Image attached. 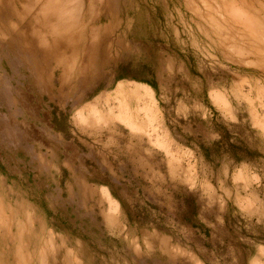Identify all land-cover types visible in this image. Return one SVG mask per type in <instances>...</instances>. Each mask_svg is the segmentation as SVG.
I'll return each instance as SVG.
<instances>
[{"label": "rangeland", "instance_id": "obj_1", "mask_svg": "<svg viewBox=\"0 0 264 264\" xmlns=\"http://www.w3.org/2000/svg\"><path fill=\"white\" fill-rule=\"evenodd\" d=\"M0 7V264H264V0Z\"/></svg>", "mask_w": 264, "mask_h": 264}, {"label": "trees", "instance_id": "obj_2", "mask_svg": "<svg viewBox=\"0 0 264 264\" xmlns=\"http://www.w3.org/2000/svg\"><path fill=\"white\" fill-rule=\"evenodd\" d=\"M148 66V65H147ZM148 74H152L153 70L150 67H147ZM126 77L134 78L138 81L145 82L155 88L153 81L149 77H135V76H129L126 75ZM202 124H205L204 121H201ZM180 130V128H178ZM197 138V139H195ZM229 132L225 129H222V132L219 133V137L209 140L204 139L201 135H198L195 137L193 134L188 135L187 140L185 141L186 144L190 145L191 141H194L199 151L202 153L203 157L206 161L213 163L215 165H218L219 158L226 154L229 157L233 159V162L238 163L241 161H248L254 156L255 151L251 150L247 147V145L240 139H236L235 142L229 141ZM0 168L2 169V166L0 164ZM111 193L119 199L116 193L112 191ZM185 203V210L182 213V219L181 222H183L185 225L193 226V227H199L201 228L203 225L198 219V209L199 206L196 203L195 198L187 196L184 198ZM228 215H225V221L228 222ZM129 219H131L129 215ZM69 221H66L63 219V223L61 226L64 228L65 226H69ZM253 239L255 241H261L264 243V236H254ZM236 246H243L240 242H235Z\"/></svg>", "mask_w": 264, "mask_h": 264}, {"label": "bare ground", "instance_id": "obj_3", "mask_svg": "<svg viewBox=\"0 0 264 264\" xmlns=\"http://www.w3.org/2000/svg\"><path fill=\"white\" fill-rule=\"evenodd\" d=\"M0 2H3V0H0ZM6 3V2H5ZM5 6V5H4ZM4 6H2V7H4ZM0 9H1V7H0ZM4 9H6V7L4 8ZM23 12L25 13V14H28L29 13V3L27 4V6L26 7H23ZM13 15V16H18V13H16V12H11V13H8V15ZM0 16H7L6 14H4L3 15V13H1L0 12ZM9 28H12V26H10ZM44 63V62H43ZM141 83V82H140ZM140 86L141 85H146V84H139ZM142 89H145V91H146V93L150 96V98H151V89L148 91V90H146V88H145V86H143L142 87ZM148 89V88H147ZM145 93V94H146ZM144 95V94H143ZM147 95V96H148ZM139 96V95H138ZM139 100H140V98H139ZM152 100H153V98H152ZM126 108H127V106H126ZM143 108V107H142ZM149 110H151V108L149 107ZM128 111V110H127ZM147 112V111H146ZM145 112V113H146ZM146 115H148V113L146 114ZM149 117V116H148ZM151 117L152 116H150V119H151ZM100 189L102 190V196L105 198V199H107L108 200V203H109V210H110V213L112 214V215H115L116 213H117V210H118V207H119V203H118V201L116 200V199H114L112 196H111V194H110V192H109V190H108V188L106 187V186H101L100 187ZM261 248V247H260Z\"/></svg>", "mask_w": 264, "mask_h": 264}]
</instances>
